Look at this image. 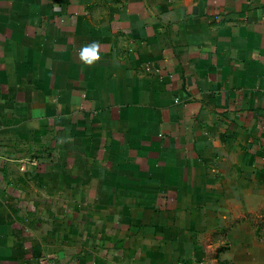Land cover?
<instances>
[{"label": "crops", "instance_id": "0c3cea01", "mask_svg": "<svg viewBox=\"0 0 264 264\" xmlns=\"http://www.w3.org/2000/svg\"><path fill=\"white\" fill-rule=\"evenodd\" d=\"M178 263L264 264V0H0V264Z\"/></svg>", "mask_w": 264, "mask_h": 264}, {"label": "clouds", "instance_id": "9594fccd", "mask_svg": "<svg viewBox=\"0 0 264 264\" xmlns=\"http://www.w3.org/2000/svg\"><path fill=\"white\" fill-rule=\"evenodd\" d=\"M98 54V41L95 39L85 43L80 51L81 58L88 61H91Z\"/></svg>", "mask_w": 264, "mask_h": 264}, {"label": "built area", "instance_id": "2783aa9c", "mask_svg": "<svg viewBox=\"0 0 264 264\" xmlns=\"http://www.w3.org/2000/svg\"><path fill=\"white\" fill-rule=\"evenodd\" d=\"M178 264H183V263H178Z\"/></svg>", "mask_w": 264, "mask_h": 264}]
</instances>
